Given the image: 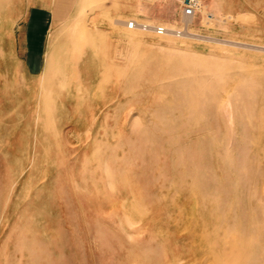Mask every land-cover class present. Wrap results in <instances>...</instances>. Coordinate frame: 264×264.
I'll return each instance as SVG.
<instances>
[{"label": "rangeland", "instance_id": "obj_1", "mask_svg": "<svg viewBox=\"0 0 264 264\" xmlns=\"http://www.w3.org/2000/svg\"><path fill=\"white\" fill-rule=\"evenodd\" d=\"M202 7L0 0V264H264V0Z\"/></svg>", "mask_w": 264, "mask_h": 264}, {"label": "built area", "instance_id": "obj_2", "mask_svg": "<svg viewBox=\"0 0 264 264\" xmlns=\"http://www.w3.org/2000/svg\"><path fill=\"white\" fill-rule=\"evenodd\" d=\"M178 7L182 18L193 19L197 14H203L206 18L211 19L212 14L210 12H205L202 7V0H174ZM127 28L136 29L141 31H149L156 35H165L169 33H174L179 35L180 31L178 29L171 30L165 25H148L144 23H138L136 21L130 20L126 23Z\"/></svg>", "mask_w": 264, "mask_h": 264}, {"label": "bare ground", "instance_id": "obj_3", "mask_svg": "<svg viewBox=\"0 0 264 264\" xmlns=\"http://www.w3.org/2000/svg\"><path fill=\"white\" fill-rule=\"evenodd\" d=\"M188 20V19H187ZM186 23V22H185ZM188 23V22H187ZM189 36H191V35H189ZM202 37V36H201ZM227 43V42H226ZM14 75V74H13ZM63 107V106H62ZM64 109H65V107H63ZM67 109V108H66Z\"/></svg>", "mask_w": 264, "mask_h": 264}]
</instances>
